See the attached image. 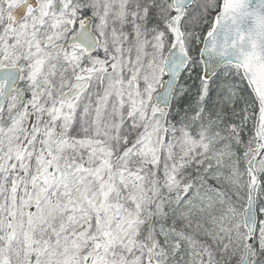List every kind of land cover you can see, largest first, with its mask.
<instances>
[{
	"label": "snow or ice",
	"instance_id": "1",
	"mask_svg": "<svg viewBox=\"0 0 264 264\" xmlns=\"http://www.w3.org/2000/svg\"><path fill=\"white\" fill-rule=\"evenodd\" d=\"M0 264H264V0H0Z\"/></svg>",
	"mask_w": 264,
	"mask_h": 264
}]
</instances>
